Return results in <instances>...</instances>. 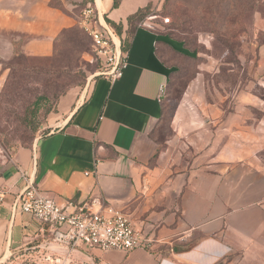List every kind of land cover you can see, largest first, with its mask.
Wrapping results in <instances>:
<instances>
[{"label": "crops", "instance_id": "crops-1", "mask_svg": "<svg viewBox=\"0 0 264 264\" xmlns=\"http://www.w3.org/2000/svg\"><path fill=\"white\" fill-rule=\"evenodd\" d=\"M115 1L0 0V85L5 62L53 55L89 4L104 23H121L124 39L129 16L161 0ZM182 54L194 56L183 41L140 25L122 77L96 75L62 96L52 129L0 167V264H50L45 256L69 252L63 264H264V98L243 88L209 96L200 74L164 128L160 90ZM259 68L264 74V59ZM30 184L61 206L122 210L150 246L54 241L48 224L15 207Z\"/></svg>", "mask_w": 264, "mask_h": 264}, {"label": "rangeland", "instance_id": "rangeland-1", "mask_svg": "<svg viewBox=\"0 0 264 264\" xmlns=\"http://www.w3.org/2000/svg\"><path fill=\"white\" fill-rule=\"evenodd\" d=\"M252 3L161 0L139 23L186 40L194 52L192 58L177 59L180 68L166 94L163 127L170 125L171 113L200 74L209 96L216 92L234 95L243 88L253 89L264 98V85L259 84L264 78L259 68L264 59V1L254 8ZM5 67L6 76L0 85V167L19 151L34 149L52 129L50 124L62 96L88 88L100 71L91 39L81 25L64 33L53 55H15ZM31 259L23 258L18 264H37Z\"/></svg>", "mask_w": 264, "mask_h": 264}, {"label": "built area", "instance_id": "built-area-1", "mask_svg": "<svg viewBox=\"0 0 264 264\" xmlns=\"http://www.w3.org/2000/svg\"><path fill=\"white\" fill-rule=\"evenodd\" d=\"M170 19L165 18L168 22ZM82 29L91 39V46L100 71L97 75L113 79L122 77L128 66V51L123 49V39L114 26L101 20L99 10L92 4L84 8L80 18ZM167 85L160 90V97L166 93ZM5 189L0 187V200L4 199ZM72 206L73 210H69ZM17 209L31 214L53 229L54 241L66 244L71 249L79 245L103 250L117 248L132 251L139 247H149L143 235L136 229L131 218L122 210L107 206L105 211H92L87 204L59 205L53 198L41 193L39 188L28 185L19 195ZM59 259L45 256L47 262L70 263L68 258Z\"/></svg>", "mask_w": 264, "mask_h": 264}, {"label": "trees", "instance_id": "trees-1", "mask_svg": "<svg viewBox=\"0 0 264 264\" xmlns=\"http://www.w3.org/2000/svg\"><path fill=\"white\" fill-rule=\"evenodd\" d=\"M260 1H262V0H253V3L250 6L252 8H254L257 5L258 2L260 3ZM118 4H119V0H116L114 6H117ZM150 9H152V7L151 6H147V7H144V8L139 9L136 13H134V14H132V15L129 16V18H128L129 27L126 30V35H125V37L123 39V49H124V51H128L129 50V45L131 44L132 37H133L135 31L137 30V28L141 25L139 23L144 19V17L147 16V14L149 13V10ZM109 22H110V24H112L115 27V29L117 30V32L122 35V32H123V26H122V24L121 23L120 24H117V23H114L113 21H109ZM72 28H74V27H72ZM72 28H70V29H72ZM70 29L65 30L62 33V35L59 37V39L64 35V33L66 31H68ZM167 34L169 36L173 37L171 33H167ZM180 41H183L184 42V45L186 47H188L190 50H192L189 47V44H188V42L186 40L180 39ZM18 55H20V54H18ZM182 57L183 58H192V56H189V55H186V54H182ZM176 71H173L172 77L174 76V74L176 73ZM172 77H171V81H172ZM171 81H170V83H171ZM170 83H169V85H167V87H166V93H165V95L161 99L162 101L164 100V103H165L164 109H163V117H162L163 123L166 121V118H167L166 94H167L168 88L170 86ZM172 114H173V112L171 113L170 118H169L170 122H171ZM168 127H164V128H168Z\"/></svg>", "mask_w": 264, "mask_h": 264}]
</instances>
